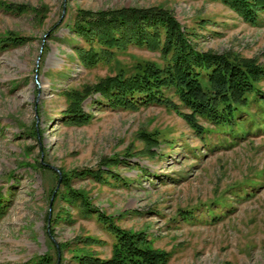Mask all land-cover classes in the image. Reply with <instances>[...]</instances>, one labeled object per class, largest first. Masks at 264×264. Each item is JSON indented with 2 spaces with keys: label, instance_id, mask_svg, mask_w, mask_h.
Returning a JSON list of instances; mask_svg holds the SVG:
<instances>
[{
  "label": "rangeland",
  "instance_id": "obj_1",
  "mask_svg": "<svg viewBox=\"0 0 264 264\" xmlns=\"http://www.w3.org/2000/svg\"><path fill=\"white\" fill-rule=\"evenodd\" d=\"M134 10L167 13L197 51L264 65V21L246 24L215 1L0 0V38L19 41L0 48V264L110 257L113 237L67 202L71 190L168 254L164 264H264V104H251L226 132L198 120L209 130L202 138L162 106L120 110L97 94L81 102L86 122L62 117L71 95L99 80L142 63L165 67L158 51L124 41L95 42L90 68L79 61L87 45L73 32L77 17ZM101 164L110 173L95 181L88 174Z\"/></svg>",
  "mask_w": 264,
  "mask_h": 264
},
{
  "label": "trees",
  "instance_id": "obj_2",
  "mask_svg": "<svg viewBox=\"0 0 264 264\" xmlns=\"http://www.w3.org/2000/svg\"><path fill=\"white\" fill-rule=\"evenodd\" d=\"M209 1L220 3L251 26L264 21V0ZM73 32L87 45V50L77 48L78 59L86 68L97 62V53L91 48L96 45L95 42L110 49L117 48V44L123 45V41L126 46L158 51L165 60V67L159 69L142 63L131 75L118 73L85 87L82 92L71 95V102L62 114L66 120L86 122L88 117L81 110V102L97 94L107 106L120 110L162 106L179 116L195 135L202 138L209 130L202 128L198 120L207 122L214 131L226 132L235 127L239 115L247 112L251 104L258 107L264 104V93L258 87L259 83H264V65L193 49L178 24L163 11L134 10L79 16L74 21ZM18 42L13 36L1 37L0 48ZM163 91L175 97L178 104L165 96ZM147 137L155 145L154 137ZM114 162L119 164L121 158H115ZM108 165L101 164L88 175L98 181L101 175H109V170H105ZM67 202L77 203L84 209L85 215L95 216L101 227L113 237L109 258L100 259L82 253L76 257L77 264H164L168 260V254L148 248L141 235L124 232L110 217L92 208L82 193L71 190ZM1 207L0 204V212ZM180 216L189 220L191 212L183 211ZM217 218L212 216L210 219ZM97 243L100 244L85 238L83 245Z\"/></svg>",
  "mask_w": 264,
  "mask_h": 264
},
{
  "label": "water",
  "instance_id": "obj_3",
  "mask_svg": "<svg viewBox=\"0 0 264 264\" xmlns=\"http://www.w3.org/2000/svg\"><path fill=\"white\" fill-rule=\"evenodd\" d=\"M58 176V179H57V185L59 184L60 182V173L58 172V170H56L55 168H51Z\"/></svg>",
  "mask_w": 264,
  "mask_h": 264
}]
</instances>
